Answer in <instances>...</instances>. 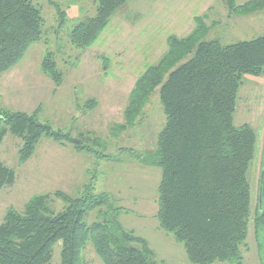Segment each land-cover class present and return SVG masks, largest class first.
<instances>
[{
    "label": "trees",
    "instance_id": "1",
    "mask_svg": "<svg viewBox=\"0 0 264 264\" xmlns=\"http://www.w3.org/2000/svg\"><path fill=\"white\" fill-rule=\"evenodd\" d=\"M94 1L96 14L70 32L77 48L91 47L128 0ZM224 1L237 15L264 10V0L241 5L237 0ZM205 19V15H197L196 27L187 36L168 37V49L159 62L136 80L125 122L119 127L126 130L135 125L159 88L166 124L158 137V149L146 162L162 170L160 227L183 242L192 263L244 264L241 248L249 234V171L256 156L257 133L250 124L236 126L234 115L244 76L264 73V34L223 44L219 39H207L211 27ZM43 26L41 10L31 0H0V73L17 65L31 44L42 39ZM43 70L61 86L63 73L51 52L43 60ZM38 115V110L27 113L0 108V146L8 133L20 137L22 163L34 154L43 137L105 155L70 132L39 121ZM15 180L16 172L0 161V190ZM86 189L88 194L81 198L57 190L33 196L23 212L10 208L0 224V264H49L58 244L61 264H87L83 251L89 243L104 264H159L149 242L125 229L108 211L100 222H85L89 210L109 200L106 193L95 194L90 185ZM53 196L65 203L63 210L52 207ZM256 226L264 236V163Z\"/></svg>",
    "mask_w": 264,
    "mask_h": 264
},
{
    "label": "rangeland",
    "instance_id": "2",
    "mask_svg": "<svg viewBox=\"0 0 264 264\" xmlns=\"http://www.w3.org/2000/svg\"><path fill=\"white\" fill-rule=\"evenodd\" d=\"M31 1L44 18L43 36L16 65L23 69L24 81L11 85L10 92L0 85V92L5 93L0 96V107L27 113L38 110L39 121L70 132L105 155L43 137L34 154L22 163V139L8 133L0 147V161L16 172V180L0 190V224L10 208L23 212L35 195L60 190L81 198L88 194L86 187L90 185L95 194L106 193L109 200L85 214L87 224L104 220L108 211L125 229L149 242L159 264H195L188 259L183 242L163 230L157 218L162 170L146 160L158 149V137L166 124L159 88L135 125L126 130L119 126L125 122L136 80L159 62L168 49L170 35L187 36L196 27L195 17L205 15L211 27L207 39H219L223 44L251 40L264 34V10L237 15L224 0H128L117 9L99 39L81 49L72 44L70 32L74 25L96 14L94 0ZM60 10L65 13L60 14ZM49 52L63 73L58 88L43 70ZM91 100H95L92 105ZM234 123L250 124L257 133L256 156L249 171V234L241 251L244 264H264V236L258 234L256 226L264 163V73L244 76ZM52 199V207L63 210L65 203L54 196ZM60 250L61 245H56L49 264H61ZM83 257L87 264H104L92 243L84 249Z\"/></svg>",
    "mask_w": 264,
    "mask_h": 264
},
{
    "label": "crops",
    "instance_id": "3",
    "mask_svg": "<svg viewBox=\"0 0 264 264\" xmlns=\"http://www.w3.org/2000/svg\"><path fill=\"white\" fill-rule=\"evenodd\" d=\"M23 76H24L23 69L22 70H19L18 68H16V65H15L12 69H10V70H8L6 72L0 73V83H1L0 85H2L3 88H5L7 91L10 92L11 85L18 84V82L21 83V82L24 81V79H23L24 77ZM9 84H10V87L8 88V85ZM0 96H3L4 97L5 96V93L2 94L0 92ZM0 108H4V107H0ZM7 136H8V134L5 136V138H4L1 146L3 145V143H4V141H5V139H6Z\"/></svg>",
    "mask_w": 264,
    "mask_h": 264
}]
</instances>
